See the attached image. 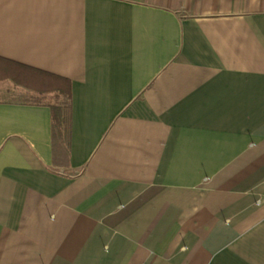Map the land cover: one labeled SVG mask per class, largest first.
<instances>
[{"label": "crops", "instance_id": "obj_1", "mask_svg": "<svg viewBox=\"0 0 264 264\" xmlns=\"http://www.w3.org/2000/svg\"><path fill=\"white\" fill-rule=\"evenodd\" d=\"M0 58L72 90H2L0 264H264V0H0Z\"/></svg>", "mask_w": 264, "mask_h": 264}, {"label": "trees", "instance_id": "obj_2", "mask_svg": "<svg viewBox=\"0 0 264 264\" xmlns=\"http://www.w3.org/2000/svg\"><path fill=\"white\" fill-rule=\"evenodd\" d=\"M5 82L32 91L35 95L31 99L49 106L53 129H69L72 103L69 78L0 58V83Z\"/></svg>", "mask_w": 264, "mask_h": 264}, {"label": "rangeland", "instance_id": "obj_3", "mask_svg": "<svg viewBox=\"0 0 264 264\" xmlns=\"http://www.w3.org/2000/svg\"><path fill=\"white\" fill-rule=\"evenodd\" d=\"M6 86H13L12 83H6V84H3L2 86H0V98H8V99H23V98H26V96L22 95L20 92H16V93H9L8 91L7 92H3V88H5Z\"/></svg>", "mask_w": 264, "mask_h": 264}]
</instances>
